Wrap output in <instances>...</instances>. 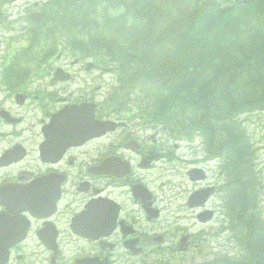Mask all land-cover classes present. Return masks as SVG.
Instances as JSON below:
<instances>
[{
    "label": "flooded vegetation",
    "instance_id": "obj_1",
    "mask_svg": "<svg viewBox=\"0 0 264 264\" xmlns=\"http://www.w3.org/2000/svg\"><path fill=\"white\" fill-rule=\"evenodd\" d=\"M88 62L25 64V3L0 0V264H264V169L239 188L234 155L200 136L185 206L218 227L181 231L149 178L180 147L113 106L110 72Z\"/></svg>",
    "mask_w": 264,
    "mask_h": 264
},
{
    "label": "trees",
    "instance_id": "obj_2",
    "mask_svg": "<svg viewBox=\"0 0 264 264\" xmlns=\"http://www.w3.org/2000/svg\"><path fill=\"white\" fill-rule=\"evenodd\" d=\"M36 11L29 66L64 50L91 57L116 75L113 106L135 103L175 137L204 135L236 158L239 188L258 178L241 117L264 111V0H47Z\"/></svg>",
    "mask_w": 264,
    "mask_h": 264
},
{
    "label": "rangeland",
    "instance_id": "obj_3",
    "mask_svg": "<svg viewBox=\"0 0 264 264\" xmlns=\"http://www.w3.org/2000/svg\"><path fill=\"white\" fill-rule=\"evenodd\" d=\"M46 1L47 0H22V2L25 3V9L27 8V6H34L38 3H43ZM104 79L109 80L111 79V77L105 76ZM44 82H47V80L43 79L38 83ZM241 120L246 125L250 137L248 139H251L250 141L256 149V164L258 165L259 170L264 169V113L260 112L245 114L241 117ZM158 139L163 142L167 141V137L165 136H158ZM202 140L203 139L197 138L193 141L186 139L183 141H178V143H176V141L169 143L171 146L178 145L180 147L178 150H175V153L179 158L182 159H175L172 165L173 167L169 165L165 166L166 173H163L162 171L159 172L160 170L155 172V178H159L157 182L155 178L149 176V178L153 180L152 187H154L155 189H160V184L162 181V184L165 183L166 186H162L163 189L161 191L159 190L160 196L165 195L167 196V199H170V197L172 196L174 197L171 199L174 202L169 204H173L171 210L177 211V214L175 215H177L176 218H179V220H177L176 225L182 228L181 231H183V229L185 228L187 229L186 232H190L191 234H197L200 233V231L210 232L212 227H218L217 222H215V224L212 226H201L196 219L195 212L189 210L185 206L189 197V192L192 191L195 187L190 184L187 173L194 167L198 166L200 158L202 157V155H204L202 154V147L205 142H203ZM206 144L207 143H205V145ZM191 148L195 149L192 150ZM172 157L173 156H170V158L167 159L170 160ZM165 162L169 164L168 160ZM169 168H171V170H169ZM166 174L168 176L165 178Z\"/></svg>",
    "mask_w": 264,
    "mask_h": 264
},
{
    "label": "water",
    "instance_id": "obj_4",
    "mask_svg": "<svg viewBox=\"0 0 264 264\" xmlns=\"http://www.w3.org/2000/svg\"><path fill=\"white\" fill-rule=\"evenodd\" d=\"M91 66H93V64H91ZM192 179H196V178L194 177V178H192ZM196 197H197V195H194V196L192 197V200L195 199Z\"/></svg>",
    "mask_w": 264,
    "mask_h": 264
}]
</instances>
